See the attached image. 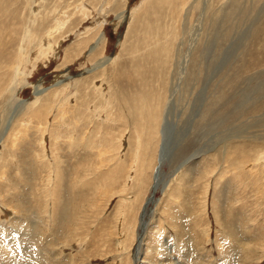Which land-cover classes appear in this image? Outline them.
Masks as SVG:
<instances>
[{
	"label": "rangeland",
	"instance_id": "rangeland-1",
	"mask_svg": "<svg viewBox=\"0 0 264 264\" xmlns=\"http://www.w3.org/2000/svg\"><path fill=\"white\" fill-rule=\"evenodd\" d=\"M0 7V264H264V0Z\"/></svg>",
	"mask_w": 264,
	"mask_h": 264
},
{
	"label": "bare ground",
	"instance_id": "bare-ground-1",
	"mask_svg": "<svg viewBox=\"0 0 264 264\" xmlns=\"http://www.w3.org/2000/svg\"><path fill=\"white\" fill-rule=\"evenodd\" d=\"M0 8H1V7H0ZM10 33H11V32H10ZM10 35H12V34H10ZM7 40H8V39H7ZM6 47H7V46H6ZM0 65H1V63H0ZM0 68H1V67H0ZM152 109H154V108H152ZM153 113H154V112H153ZM152 121H153V122H152ZM152 121H151V122L154 123L156 120H153V119H152Z\"/></svg>",
	"mask_w": 264,
	"mask_h": 264
}]
</instances>
